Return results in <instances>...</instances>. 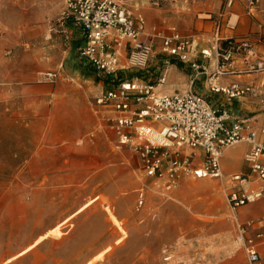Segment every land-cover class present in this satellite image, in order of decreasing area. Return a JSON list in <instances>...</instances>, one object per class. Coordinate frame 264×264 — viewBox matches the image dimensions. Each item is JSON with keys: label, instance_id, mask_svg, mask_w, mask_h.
<instances>
[{"label": "rangeland", "instance_id": "374dc122", "mask_svg": "<svg viewBox=\"0 0 264 264\" xmlns=\"http://www.w3.org/2000/svg\"><path fill=\"white\" fill-rule=\"evenodd\" d=\"M66 1L0 0L9 28L0 23V264H251L227 196L241 164L221 178L184 175L171 188L147 175L97 102L102 86L52 53L60 40L41 25L55 23ZM120 1L151 37L170 0ZM235 13L262 26L244 34L264 52V0H220L198 17L209 31L211 20L231 27Z\"/></svg>", "mask_w": 264, "mask_h": 264}, {"label": "built area", "instance_id": "2783aa9c", "mask_svg": "<svg viewBox=\"0 0 264 264\" xmlns=\"http://www.w3.org/2000/svg\"><path fill=\"white\" fill-rule=\"evenodd\" d=\"M67 22L86 37V42L79 47L80 55L108 75L127 68L145 69L159 53L165 55L167 65L173 58L190 65V85L183 90L165 89L166 72L156 82L125 77L103 91L97 102L114 113L113 129L119 144L130 147L139 156L146 174L165 180L168 188L184 175L221 177L225 151L241 142H249L244 159L250 172L230 176L227 196L250 263L264 264V224L257 228L255 223L264 220L241 222L239 219L242 206L264 196V186L246 188L253 175L264 180V124L256 127L252 124L253 117L234 114L226 105L214 107L193 89L196 80L206 74L213 92L224 93L229 100L247 96L260 98L264 106V87L258 88L254 80L219 82L224 76L264 71V55L258 51L253 38L248 35L223 38L219 34L221 24L217 23L213 47L200 51L203 58L216 59V67L208 72L205 64L191 56L192 35L172 30L169 33L155 31L150 37L145 20L120 0H67L64 12L53 23L51 31L61 33L69 44L72 32ZM237 59L242 60V67L236 65ZM197 149L202 153L195 164Z\"/></svg>", "mask_w": 264, "mask_h": 264}, {"label": "crops", "instance_id": "0c3cea01", "mask_svg": "<svg viewBox=\"0 0 264 264\" xmlns=\"http://www.w3.org/2000/svg\"><path fill=\"white\" fill-rule=\"evenodd\" d=\"M219 2L220 0H175V1L170 0L169 2H167L166 6H164L163 9L157 10L159 14L158 22L160 23V27L158 28L155 25V28L156 29L158 28V30L156 29L155 30L164 32L165 30L163 29L165 28H170L169 30L171 31L179 30L178 28L184 30L190 29L191 33H193L190 35L193 36V40H194L191 56L195 60L205 64L208 68V72H211L216 67V59L214 57L203 58V56L200 54V51L203 48L213 47V44L215 43V39H216V33L218 30L215 22L213 23V20H211L210 21L211 29L208 31L207 23H209V21L202 20L200 17H198V14H202V12L215 13L218 9ZM3 6L4 5L2 4V10L4 15L5 10ZM64 10L65 7L63 8L61 14L64 12ZM235 14L237 15V18L234 20L231 27L223 28L222 25L220 26L219 34L221 35V37L227 38L232 36H242L245 35L244 32L249 30L253 31L256 29L255 23H251L250 19L247 16H245V14H241V13H235ZM3 15L0 20V23H2ZM183 16L185 18L184 20H183ZM52 25L53 23L51 22V20H49L48 24L41 25V29H44V27L46 26L48 28L47 29L48 32L50 33V37H53V33H54L55 38L60 40V42L56 41L55 44L53 45L52 48L53 55L58 59L63 58L67 63L66 67L68 70H72L73 68L76 67L78 69L77 74L80 78H85L87 76H90L91 80L96 81L100 86H102L101 90H99L101 91L100 93L108 89L109 86L106 81L108 74L97 70V68L91 62H89V60L86 57L81 56L79 53V47L86 42V37H84L79 30L73 28L71 22H67V25L72 32V41L69 44H67L63 40L61 33H59L58 31H53V32L51 31ZM161 25L167 27H162ZM171 25H173V28ZM1 26L5 27V29L8 28L7 25L4 23H2ZM256 30H259L260 32L262 30V26H260V28H257ZM252 38L256 44L258 51L264 55V52L261 51V49L258 46L259 45L258 42L260 40L253 36ZM46 44L47 42L42 41L41 44L39 45L41 48L40 49L41 52L45 51L44 47L46 46ZM156 44L159 45L160 41L157 40ZM60 46L65 47V49L61 51ZM125 60H126V55L122 57V61L124 62ZM164 60H165V55L159 53L154 58V60L151 61V63L147 68L134 69L133 72H135L136 74L133 77L141 78L148 82H156L158 77L162 73L166 72L168 75V83L165 86L166 90L174 91V90H183L187 88L190 85L189 74L192 72V68L190 67V65L176 58H173L170 64L167 65L164 63ZM236 65L238 67H242L243 66L242 60L237 59ZM119 72H121V70ZM125 77L127 76L125 75ZM208 78H209L208 75L202 74L193 84V89L197 93L204 96L214 107H220L222 105H226L234 114L253 117L252 124L254 126L259 127L264 124V106L260 102L259 100L260 98L247 96V97H239L229 100L226 94L216 93L211 90V88L209 87ZM251 80L255 81L258 88L264 87V71L253 74H234V75L224 76L220 78L219 82L221 84H229L235 81L241 83H247ZM113 117H114V113L112 112V118H111L112 129H113ZM238 147H240V151L236 154H233L232 150ZM249 148H250V143L244 141L237 145L229 147L225 151L222 157L223 175L221 177L225 176L226 165H229L231 169H239V166L241 164V169L239 171L233 172V174L237 172H250L244 159V154ZM201 153L202 150L197 149L195 164H197L198 160L200 159ZM230 176L228 182L231 185ZM221 177H216V178H221ZM263 186H264V180L258 178L257 175H253L250 182H248V184L246 185V188L253 190V189H259ZM250 204L253 205L248 206ZM260 204L264 205V196L258 200H255L254 202L242 206L239 209L240 221L246 222L248 219L259 220L261 219V216L264 217V213H261V211L259 213L252 212L249 214L250 216L246 217L245 219L242 216V214L245 215L248 214L247 211L248 208L250 207L259 209ZM245 206H248L246 210L245 209L242 210V208ZM233 221L237 226L236 221L234 219ZM250 233H252V231H250ZM262 249L264 253V246H262Z\"/></svg>", "mask_w": 264, "mask_h": 264}, {"label": "trees", "instance_id": "16d2710c", "mask_svg": "<svg viewBox=\"0 0 264 264\" xmlns=\"http://www.w3.org/2000/svg\"><path fill=\"white\" fill-rule=\"evenodd\" d=\"M123 78H125V75L122 72L118 71L115 75H108L106 81H107L109 88H111Z\"/></svg>", "mask_w": 264, "mask_h": 264}, {"label": "bare ground", "instance_id": "6f19581e", "mask_svg": "<svg viewBox=\"0 0 264 264\" xmlns=\"http://www.w3.org/2000/svg\"><path fill=\"white\" fill-rule=\"evenodd\" d=\"M228 238V237H227ZM228 242V241H227ZM227 245V244H226ZM227 247V246H226Z\"/></svg>", "mask_w": 264, "mask_h": 264}]
</instances>
